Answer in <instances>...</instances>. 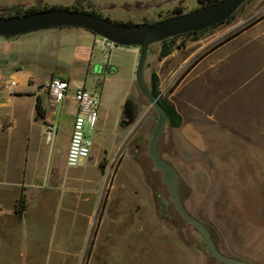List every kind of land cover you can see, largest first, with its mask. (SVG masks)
<instances>
[{"label":"rangeland","instance_id":"374dc122","mask_svg":"<svg viewBox=\"0 0 264 264\" xmlns=\"http://www.w3.org/2000/svg\"><path fill=\"white\" fill-rule=\"evenodd\" d=\"M76 1L44 0V3L71 6ZM16 3L23 7L39 5L37 0H0V13L13 12ZM80 3L114 20L141 15L146 16L143 21H154L172 14L179 0H81ZM198 4V0L181 2L183 11ZM260 22H264V0H244L228 20L197 34L173 37L175 53L171 57L160 55L161 41L151 43L144 66L147 83L150 85L151 73L155 71L159 97L166 98L202 52ZM58 31L62 32L50 39L59 42V56L67 63L72 56L69 46L75 40L74 31ZM207 40L210 41L205 44ZM202 42L203 47L181 66L182 58ZM94 46L102 52L104 61L119 64L113 81L103 83L102 75H97L94 83L92 79L83 81L82 76L72 79L63 68L55 70L54 76L85 83L96 92L101 106L109 110L99 134L95 130L90 133L96 151L103 145L109 152L102 160L103 173L90 165L66 166L64 173L73 178L79 194L84 193L77 199L79 204L70 205L58 221L44 222L38 237L27 236L19 215L1 211L0 264H231L213 256L201 232L179 214L161 170L148 154V138L157 114L133 79L139 48L132 60L131 46L116 44L105 48L97 42ZM176 46L182 48L177 50ZM128 102H132L135 112L133 120L119 124L117 113L123 103L128 108ZM73 103L67 100L62 110L60 133L64 139H70ZM55 109L57 114L61 112L60 106ZM170 128L166 124L158 145L177 170L185 207L207 225L221 251L253 264H264V140L260 148L249 144L226 148L227 164H219L214 163L219 160L220 150L213 137L202 142L200 152L208 154L201 159L207 163L187 164L171 141ZM117 137L118 147L110 150ZM47 218H52V214Z\"/></svg>","mask_w":264,"mask_h":264},{"label":"crops","instance_id":"0c3cea01","mask_svg":"<svg viewBox=\"0 0 264 264\" xmlns=\"http://www.w3.org/2000/svg\"><path fill=\"white\" fill-rule=\"evenodd\" d=\"M181 2L183 0H179V5ZM145 17L138 15L122 20L140 22ZM58 29L74 31L75 40L69 46L72 56L67 63L59 56V42L50 39L62 32ZM95 40L96 33L80 26L0 35V212L12 211L19 215L22 228L27 230L29 237L40 236L38 230L44 222L56 220L70 205L77 206V199L84 193L79 194L73 178L64 173L68 166L69 137L64 139L61 135L60 120L64 116L65 102L73 100L69 95L63 105H59L61 112L57 114L56 109L52 112L45 82L58 68L69 72L72 79L73 76H82L86 82L102 75L103 83L113 81L119 64L104 61L102 52L95 50ZM203 45L204 42L187 53L181 66ZM137 47L131 46L132 60ZM174 53L172 48L163 57H171ZM99 64H102L101 70ZM110 65H113L111 71ZM11 78L16 80L13 91L7 83ZM72 79L69 78L71 90L86 85ZM38 98L44 111L41 114L36 109ZM166 100L180 116L177 124H170L169 120L167 124L171 126V141L187 164L207 163L201 159L208 154L200 152L202 142L213 137L220 150L217 154L219 160L214 163L227 164L225 150L231 146L242 148L249 144L260 148L264 140V22L243 28L202 52L186 68ZM124 105L117 113L119 124L125 121ZM71 113L73 121L75 112ZM108 116L109 110L100 104L97 125L90 133L95 130L99 134ZM46 123L53 124L49 135ZM170 137H167L169 142ZM118 142L117 137L110 150H116ZM93 146L89 158L76 166L97 167L102 174V160L109 152L103 145L96 151L94 140ZM94 154L95 159H92ZM20 197L24 207L17 212L15 206ZM48 214L50 217L52 214V218H47Z\"/></svg>","mask_w":264,"mask_h":264},{"label":"water","instance_id":"95a60500","mask_svg":"<svg viewBox=\"0 0 264 264\" xmlns=\"http://www.w3.org/2000/svg\"><path fill=\"white\" fill-rule=\"evenodd\" d=\"M244 0H218L160 17L154 21L128 22L114 20L98 12L73 6H51L13 15H0V35H16L34 30L58 26H80L92 30L117 45L138 46L139 53L134 68L136 86L156 110V121L150 131L147 150L166 182L170 197L179 214L202 234L207 248L216 258L231 264H253L251 261L221 251L207 225L185 207L178 189V173L158 146L159 137L168 122L167 111L150 89L144 76V66L149 45L164 38L187 31L204 29L222 22L232 15ZM102 67V64H99ZM113 65L109 66L112 70ZM126 107V104L124 105ZM127 112V107L124 113ZM159 198V196H158Z\"/></svg>","mask_w":264,"mask_h":264},{"label":"built area","instance_id":"2783aa9c","mask_svg":"<svg viewBox=\"0 0 264 264\" xmlns=\"http://www.w3.org/2000/svg\"><path fill=\"white\" fill-rule=\"evenodd\" d=\"M102 47L112 48L116 44L113 41L97 34L96 40ZM10 91L14 90L16 80H8ZM47 101L53 112L59 105H63L66 97L71 96L75 113L72 121V129L66 154V164L76 166L91 154L93 139L90 132L96 127L100 113V99L94 90L84 85L71 90L68 78L52 76L45 82ZM53 124L46 123V132L49 135Z\"/></svg>","mask_w":264,"mask_h":264},{"label":"trees","instance_id":"16d2710c","mask_svg":"<svg viewBox=\"0 0 264 264\" xmlns=\"http://www.w3.org/2000/svg\"><path fill=\"white\" fill-rule=\"evenodd\" d=\"M80 1L81 0H77L71 6H73L75 8H84V9H87V10H90V11L98 12V11H96L94 9H88V8L83 7L81 5ZM215 1H218V0H198L199 4H206V3L215 2ZM37 2L39 3V5L28 6V7H23V5L21 3H16V4H14L12 6V8L14 9L13 12H10V13H0V15L21 14V13H24V12H30V11H34V10L41 9V8H47V7H51V6H56V5H48L47 3H44L42 0H37ZM173 10L174 11H177V12H181V11H183V6L182 5H176L173 8ZM165 16H168V15H165ZM231 16H233V14L230 15L229 17H227L225 20H228ZM225 20H223V21H225ZM126 21L132 22L131 20H126ZM216 24L210 25V26H208V27H206L204 29L195 30V31H187V32H184V33L176 34L174 36H170V37H167V38L162 39L161 40L162 46H161V49H160V55L161 56L166 55V54H168L172 50V48L174 46V43L172 42V38L173 37L178 36V35L197 34V33H200L202 31L206 30L209 27L215 26ZM149 86H150V89L152 90V92L155 95H158L159 100L164 105V107H165V109L167 111L169 123L170 124H177L178 121H179V119H180L179 114L174 111L172 104L169 103L166 100V98L159 97L158 75H157V73L155 71H153L151 73V80H150V85ZM36 109H37V112L40 113V114L42 112H44L43 111V108H42V106L40 104V99L39 98L36 100ZM23 207H24V203H23L22 197H20L19 198V203L15 206V211L21 212V210L23 209Z\"/></svg>","mask_w":264,"mask_h":264},{"label":"flooded vegetation","instance_id":"af4514ba","mask_svg":"<svg viewBox=\"0 0 264 264\" xmlns=\"http://www.w3.org/2000/svg\"><path fill=\"white\" fill-rule=\"evenodd\" d=\"M107 68V66H104V68ZM105 68V69H106ZM105 71V70H104ZM135 112H133V107H132V102H128V108H127V112L124 114L125 115V118H124V120L126 121V122H130V121H132L133 120V117H134V114ZM136 146L138 147L137 148V152H138V155H137V157H138V159H139V156L141 155L140 154V143H138V144H136ZM159 146V145H158ZM140 160V159H139ZM156 166V165H155ZM153 171H156V170H154L153 169ZM150 173H153V172H151L150 171ZM178 189H179V186H178ZM179 194H180V192H179ZM159 196V195H158ZM180 197H181V195H180ZM161 204H165V202H161Z\"/></svg>","mask_w":264,"mask_h":264}]
</instances>
